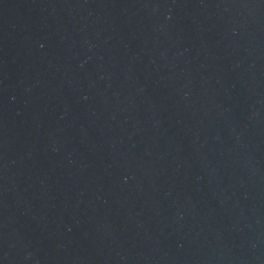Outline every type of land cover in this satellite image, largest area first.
Listing matches in <instances>:
<instances>
[{"label":"water","instance_id":"95a60500","mask_svg":"<svg viewBox=\"0 0 264 264\" xmlns=\"http://www.w3.org/2000/svg\"><path fill=\"white\" fill-rule=\"evenodd\" d=\"M0 264H264V0H0Z\"/></svg>","mask_w":264,"mask_h":264}]
</instances>
